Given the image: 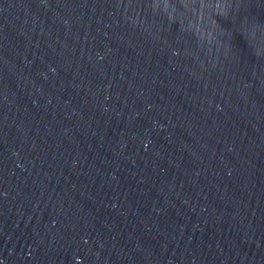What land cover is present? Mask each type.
<instances>
[{
    "label": "water",
    "instance_id": "obj_1",
    "mask_svg": "<svg viewBox=\"0 0 264 264\" xmlns=\"http://www.w3.org/2000/svg\"><path fill=\"white\" fill-rule=\"evenodd\" d=\"M0 264H264V0H0Z\"/></svg>",
    "mask_w": 264,
    "mask_h": 264
}]
</instances>
